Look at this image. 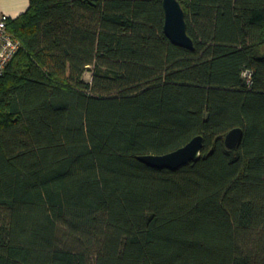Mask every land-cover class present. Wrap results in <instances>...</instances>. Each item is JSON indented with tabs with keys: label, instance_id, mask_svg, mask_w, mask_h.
<instances>
[{
	"label": "trees",
	"instance_id": "trees-1",
	"mask_svg": "<svg viewBox=\"0 0 264 264\" xmlns=\"http://www.w3.org/2000/svg\"><path fill=\"white\" fill-rule=\"evenodd\" d=\"M178 2L192 51L162 0H29L7 23L0 264H264V0ZM196 136L177 171L137 159Z\"/></svg>",
	"mask_w": 264,
	"mask_h": 264
},
{
	"label": "water",
	"instance_id": "water-1",
	"mask_svg": "<svg viewBox=\"0 0 264 264\" xmlns=\"http://www.w3.org/2000/svg\"><path fill=\"white\" fill-rule=\"evenodd\" d=\"M164 11L163 31L172 44L192 51L193 40L187 33L185 13L178 0H162ZM243 138V130L235 128L225 136L224 143L227 149L236 148ZM204 139L196 136L183 147L164 155H143L137 159L148 167L154 169H167L177 171L190 162L199 160L203 148Z\"/></svg>",
	"mask_w": 264,
	"mask_h": 264
},
{
	"label": "built area",
	"instance_id": "built-area-1",
	"mask_svg": "<svg viewBox=\"0 0 264 264\" xmlns=\"http://www.w3.org/2000/svg\"><path fill=\"white\" fill-rule=\"evenodd\" d=\"M10 20H12L11 17L6 14L0 15V76L21 49L20 40L7 28ZM243 77L250 83L251 73L249 71H245Z\"/></svg>",
	"mask_w": 264,
	"mask_h": 264
},
{
	"label": "crops",
	"instance_id": "crops-1",
	"mask_svg": "<svg viewBox=\"0 0 264 264\" xmlns=\"http://www.w3.org/2000/svg\"><path fill=\"white\" fill-rule=\"evenodd\" d=\"M29 7V0H0V15L6 14L15 19Z\"/></svg>",
	"mask_w": 264,
	"mask_h": 264
},
{
	"label": "rangeland",
	"instance_id": "rangeland-1",
	"mask_svg": "<svg viewBox=\"0 0 264 264\" xmlns=\"http://www.w3.org/2000/svg\"><path fill=\"white\" fill-rule=\"evenodd\" d=\"M84 79H85L87 82L91 81V73H90V72H87V73L85 74V76H84Z\"/></svg>",
	"mask_w": 264,
	"mask_h": 264
}]
</instances>
